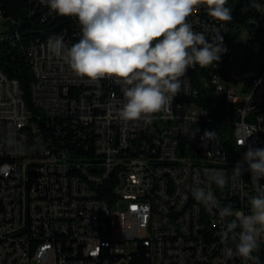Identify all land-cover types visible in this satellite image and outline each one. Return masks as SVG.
Masks as SVG:
<instances>
[{"label": "built area", "instance_id": "obj_1", "mask_svg": "<svg viewBox=\"0 0 264 264\" xmlns=\"http://www.w3.org/2000/svg\"><path fill=\"white\" fill-rule=\"evenodd\" d=\"M255 2L260 20L246 24H234L238 0H228L233 20L222 27L204 6L189 17L209 40L219 31L227 52L217 64L189 69L171 111L149 124L118 117L123 93L114 79L89 82L48 51L49 37L62 36L67 47L79 41L77 18L30 41V103L18 80L0 74V264H130L143 251L150 264L242 259L224 260L218 210L197 203L192 188L208 185L221 206L248 212L250 172L224 189L207 176L217 168L231 176L249 147L264 148V0ZM46 9L45 18L59 20ZM5 21L0 10L7 27L0 40L14 46L20 32L9 33ZM206 130L214 141L202 139ZM71 166H85L89 179ZM109 171L116 179L104 186ZM254 254L264 264V235Z\"/></svg>", "mask_w": 264, "mask_h": 264}, {"label": "clouds", "instance_id": "obj_2", "mask_svg": "<svg viewBox=\"0 0 264 264\" xmlns=\"http://www.w3.org/2000/svg\"><path fill=\"white\" fill-rule=\"evenodd\" d=\"M59 16L75 17L81 38L67 47L62 36L49 37L48 51L89 82L114 79L122 85L123 102L118 117L125 122L153 121L157 114L171 111L174 97L184 87L190 68H208L221 60L227 49L217 31L209 40L194 30L189 17L204 6L207 15L221 27L233 20L228 0H40ZM249 7L260 9L250 0ZM237 141L243 147L247 137ZM202 139L214 141L215 133L205 131ZM10 144L15 140L10 138ZM236 162L229 173L210 169L208 184L224 189L229 181L243 183L242 173H251L253 194L248 197V212L221 206L216 195L204 187L192 188V196L206 210H218L219 235L225 261L239 257L245 264H261L254 253L264 235V148H252ZM247 165L245 169L244 165ZM236 185L233 184V187ZM234 246H229V242Z\"/></svg>", "mask_w": 264, "mask_h": 264}, {"label": "trees", "instance_id": "obj_3", "mask_svg": "<svg viewBox=\"0 0 264 264\" xmlns=\"http://www.w3.org/2000/svg\"><path fill=\"white\" fill-rule=\"evenodd\" d=\"M250 0H238L235 5L234 24H246L248 21L260 20V14L254 7H249ZM0 10L4 17L5 24L10 27V32L18 29L20 36L14 37L12 41L0 40V73L5 74L9 79L18 80L24 98L30 103V87L33 82L26 48L30 41L38 38H45L48 35L60 33V27L66 24L69 17L61 16L54 21L51 17H44L46 6L40 0H0ZM255 26V24H250ZM69 26V25H68ZM254 28V27H253ZM193 68H190V73ZM193 76V75H192ZM111 181L106 186H112ZM130 264H150L145 252H140Z\"/></svg>", "mask_w": 264, "mask_h": 264}, {"label": "bare ground", "instance_id": "obj_4", "mask_svg": "<svg viewBox=\"0 0 264 264\" xmlns=\"http://www.w3.org/2000/svg\"><path fill=\"white\" fill-rule=\"evenodd\" d=\"M54 35V34H51ZM18 38V36H16ZM2 74V73H0ZM192 82L194 84H201V75H193ZM71 173H76L77 177L82 179H89V170H85V166H71ZM116 171H109L104 175V186L108 185L111 181L115 182ZM208 237H217V229L214 226H207ZM236 264H245L242 259L236 260Z\"/></svg>", "mask_w": 264, "mask_h": 264}, {"label": "rangeland", "instance_id": "obj_5", "mask_svg": "<svg viewBox=\"0 0 264 264\" xmlns=\"http://www.w3.org/2000/svg\"><path fill=\"white\" fill-rule=\"evenodd\" d=\"M4 28H7L6 26H3ZM3 27H2V23H0V31H2V29H3ZM246 37H248V35H246ZM245 37V38H246Z\"/></svg>", "mask_w": 264, "mask_h": 264}]
</instances>
